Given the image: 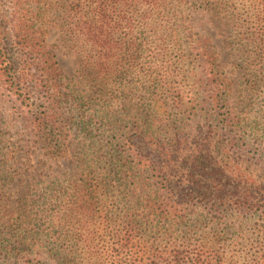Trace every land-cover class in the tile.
Instances as JSON below:
<instances>
[{"label":"rangeland","instance_id":"rangeland-1","mask_svg":"<svg viewBox=\"0 0 264 264\" xmlns=\"http://www.w3.org/2000/svg\"><path fill=\"white\" fill-rule=\"evenodd\" d=\"M216 1L218 9L220 3L230 9V18L245 14V4L254 10L260 3ZM188 7L185 15L142 25L133 8L122 4L105 46L106 64H116L118 72L89 90L91 97L50 100L63 116L62 147L45 146L30 127L28 117L33 109L44 111L47 97H33L39 102L31 109L28 100L22 104L24 98L0 83V264H193L192 252L203 256L199 264H246L251 226L239 232L228 218L214 222L219 214L181 196H174L177 207L167 206L168 196L152 193L153 174L127 157L108 166L124 156L125 139L137 131H150L161 141L176 134L214 144L237 138L233 156L243 154L255 168L264 163V20L249 40H241L234 27L238 19ZM151 25L159 30L152 32ZM48 44L69 87L77 86V52L58 28H48ZM223 99L228 107L220 110ZM226 111L238 123L231 136L217 120ZM135 126L139 129L132 130ZM58 149H68L82 163L52 155ZM76 185L88 191L79 195Z\"/></svg>","mask_w":264,"mask_h":264},{"label":"trees","instance_id":"trees-1","mask_svg":"<svg viewBox=\"0 0 264 264\" xmlns=\"http://www.w3.org/2000/svg\"><path fill=\"white\" fill-rule=\"evenodd\" d=\"M263 1L260 0L254 10L245 4V14L238 11L234 18H230V9H223L221 3L218 9L216 0H0V83L7 86L9 92L24 98L22 104L28 100L27 107L31 109L39 102L33 97H47L43 100V104H47L44 111L33 109L28 117L30 127L41 134L45 146L55 143L62 147L64 127H60V122L63 116L53 110L52 103H62L60 97H91L89 90L101 87L108 73L118 72L116 64H106L105 46L106 40L115 32V19L123 11L122 4L133 8L136 21L142 25L150 24L156 17L170 20L185 15L183 8L186 5L212 17L222 15L226 19L229 15L226 21L238 19L234 27L240 31L241 40H249L259 29V21L264 20ZM243 16L253 21L242 19ZM150 27L154 33L159 30L156 25ZM48 28H58L77 52L81 80L77 86L69 87L66 72L49 47ZM260 57L264 60V50ZM79 86L83 88H75ZM64 88L71 91L65 92ZM228 103L223 99L217 106L222 110L228 107ZM79 105L74 103V107ZM217 120L231 136L235 126L232 114L229 111L220 113ZM84 125L82 119L80 133L85 134ZM138 129V126L132 128ZM189 135L176 134L172 139L161 141L150 131H137L125 139L127 150L124 156L110 159L108 166L113 168L127 157L131 163L137 162L153 174L155 190L152 193L165 199L168 196L167 206L171 207L173 203L177 207L181 203L174 196H181L186 203L197 200L194 206L204 212L219 214L214 222L228 218L239 232L251 226L246 264H264V163L255 168L258 165H248L243 154L233 156L232 150L241 141L237 138H219L214 144L211 141L200 143ZM61 152L58 149L52 155L60 153L59 157L75 158L77 164L82 163L81 159H76L78 157L69 155L68 149ZM79 154L77 151L76 156ZM85 187L76 185L74 190L80 195L88 191ZM91 190L95 191L94 186ZM80 202L85 204L84 199ZM172 211L168 210V214ZM202 258L201 254L192 252L193 264L201 263Z\"/></svg>","mask_w":264,"mask_h":264}]
</instances>
